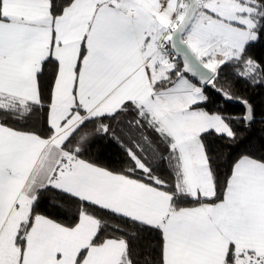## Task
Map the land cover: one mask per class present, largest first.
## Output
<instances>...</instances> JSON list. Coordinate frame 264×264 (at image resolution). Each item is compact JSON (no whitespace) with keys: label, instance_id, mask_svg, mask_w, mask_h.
Here are the masks:
<instances>
[{"label":"snow or ice","instance_id":"1","mask_svg":"<svg viewBox=\"0 0 264 264\" xmlns=\"http://www.w3.org/2000/svg\"><path fill=\"white\" fill-rule=\"evenodd\" d=\"M262 41L264 0H0V264H264V152L222 171L201 107L223 68L264 84ZM105 137L120 170L83 158Z\"/></svg>","mask_w":264,"mask_h":264},{"label":"trees","instance_id":"2","mask_svg":"<svg viewBox=\"0 0 264 264\" xmlns=\"http://www.w3.org/2000/svg\"><path fill=\"white\" fill-rule=\"evenodd\" d=\"M252 52L258 59L264 58V41L258 43ZM177 63L181 68L183 67L180 59H177ZM216 83L218 88H223L232 98L226 99L220 92L209 87L206 89L208 100L201 107L210 113H217L228 118L230 126L236 132L235 140H227L215 134L206 138L213 156L217 157V162L223 171L224 159L229 153L235 159L245 151L264 152V84H254L240 79L233 75L230 67L222 69ZM245 102L253 109L251 121L241 119L247 114ZM83 158L111 170H120L124 166L122 162L125 160L122 149L115 142L109 143L106 137L92 143ZM158 174L167 175L166 171L159 170ZM76 207V202L71 197L53 190L45 193L39 210L59 222H70ZM96 215L104 217L110 225H119L129 232L136 231L103 211L96 210ZM111 231V228L107 230V232ZM112 234L118 235L119 233ZM141 235L145 238V243L149 241L153 245L156 243L153 234L141 233Z\"/></svg>","mask_w":264,"mask_h":264},{"label":"water","instance_id":"3","mask_svg":"<svg viewBox=\"0 0 264 264\" xmlns=\"http://www.w3.org/2000/svg\"><path fill=\"white\" fill-rule=\"evenodd\" d=\"M181 60V62H182V59H180ZM182 65H183V62H182ZM190 76V75H189Z\"/></svg>","mask_w":264,"mask_h":264},{"label":"built area","instance_id":"4","mask_svg":"<svg viewBox=\"0 0 264 264\" xmlns=\"http://www.w3.org/2000/svg\"><path fill=\"white\" fill-rule=\"evenodd\" d=\"M179 59V58H178Z\"/></svg>","mask_w":264,"mask_h":264},{"label":"crops","instance_id":"5","mask_svg":"<svg viewBox=\"0 0 264 264\" xmlns=\"http://www.w3.org/2000/svg\"><path fill=\"white\" fill-rule=\"evenodd\" d=\"M194 82V81H193Z\"/></svg>","mask_w":264,"mask_h":264}]
</instances>
